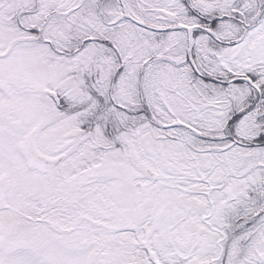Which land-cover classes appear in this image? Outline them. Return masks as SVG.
Masks as SVG:
<instances>
[{
  "label": "snow or ice",
  "instance_id": "6c2138e0",
  "mask_svg": "<svg viewBox=\"0 0 264 264\" xmlns=\"http://www.w3.org/2000/svg\"><path fill=\"white\" fill-rule=\"evenodd\" d=\"M0 264H264V0H0Z\"/></svg>",
  "mask_w": 264,
  "mask_h": 264
}]
</instances>
